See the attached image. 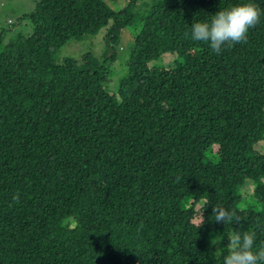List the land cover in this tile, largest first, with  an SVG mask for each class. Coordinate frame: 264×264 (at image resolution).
<instances>
[{"label":"trees","instance_id":"1","mask_svg":"<svg viewBox=\"0 0 264 264\" xmlns=\"http://www.w3.org/2000/svg\"><path fill=\"white\" fill-rule=\"evenodd\" d=\"M141 1L36 0L29 34L0 31V264H222L217 204L264 244V0H155L133 13ZM245 2L261 9L246 44L217 55L190 38L192 23ZM103 29L101 59L56 62L70 39ZM125 29L127 71L107 92ZM191 197L204 204L185 209Z\"/></svg>","mask_w":264,"mask_h":264},{"label":"clouds","instance_id":"2","mask_svg":"<svg viewBox=\"0 0 264 264\" xmlns=\"http://www.w3.org/2000/svg\"><path fill=\"white\" fill-rule=\"evenodd\" d=\"M261 17V9L251 3L237 4L230 9L219 10L211 16L209 22H195L191 25L190 38L195 42L207 43L217 55L225 45L247 43V34L254 28ZM19 203V193L13 196ZM209 203H206L203 210ZM203 210L200 213L197 227L204 224ZM212 217L216 223L226 226L227 246L220 247L223 236L211 241L217 246L214 256L222 259V264H264V244L256 246V233L234 230L233 222L240 223L236 214L223 205H212ZM225 249L227 253L225 254Z\"/></svg>","mask_w":264,"mask_h":264},{"label":"rangeland","instance_id":"3","mask_svg":"<svg viewBox=\"0 0 264 264\" xmlns=\"http://www.w3.org/2000/svg\"><path fill=\"white\" fill-rule=\"evenodd\" d=\"M112 9L119 11L125 8L131 0H104ZM155 0H142L136 5L132 12L143 13L147 8V4L153 3ZM36 0H0V31H6L7 36H12L17 33L29 34L31 31V24L23 16L31 12L35 6ZM136 10V12H134ZM106 29L100 31L97 35H85L78 38L70 39L55 55L57 63H62L67 58L81 59L84 54L91 52L97 58H102L105 52V40L104 36ZM8 41V38L6 39ZM6 41L4 43H6ZM133 41V31L125 29L122 36L121 43L116 46L117 56L112 64L111 76H108L104 81V87L108 92H116L118 80L126 73V59L129 55V46ZM0 45V48L4 45ZM175 55H166L160 60V64L164 66H173ZM152 65V64H150ZM256 151L260 154H264V139L255 146ZM215 150V148H214ZM264 180V178H263ZM245 195H252L254 192V185L252 181H248L246 185L241 189ZM204 204V200L196 202L193 197L188 198L183 202L185 209L192 208V206L199 208ZM219 233L214 234L213 239L220 237ZM227 236L223 237L220 247L227 246ZM217 250V246L212 245L211 255L213 258L214 252Z\"/></svg>","mask_w":264,"mask_h":264}]
</instances>
